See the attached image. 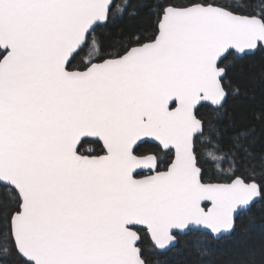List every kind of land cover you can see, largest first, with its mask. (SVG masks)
Here are the masks:
<instances>
[{"label": "snow or ice", "instance_id": "snow-or-ice-1", "mask_svg": "<svg viewBox=\"0 0 264 264\" xmlns=\"http://www.w3.org/2000/svg\"><path fill=\"white\" fill-rule=\"evenodd\" d=\"M142 13L150 32L97 35ZM257 50L264 0H0V264H159L141 228L155 255L199 231L196 264H222L221 244L264 264V65L225 63ZM255 88L238 120L229 99Z\"/></svg>", "mask_w": 264, "mask_h": 264}, {"label": "trees", "instance_id": "trees-1", "mask_svg": "<svg viewBox=\"0 0 264 264\" xmlns=\"http://www.w3.org/2000/svg\"><path fill=\"white\" fill-rule=\"evenodd\" d=\"M119 2H123V0H119ZM151 19L148 17L147 13H142L140 17L135 20H128L127 18L118 19L113 23H109L107 25H102L96 29L97 35L101 38L102 41L107 42L108 40L112 39L114 34L120 30L125 32L134 30V29H141V30H148L150 32L151 26ZM83 57L87 56V50L81 54ZM79 59L74 63H78ZM225 63L233 64L234 66L238 67L239 65L243 64L245 70H248L250 66H255L257 70L264 65V51L257 50L254 55H249L245 57L244 60H234L232 57H229ZM230 75H233V72L230 71ZM245 86L249 89L252 88L251 84L245 82ZM255 99H248L244 100L242 98L237 99H229L228 102V110L229 112L233 113L237 119L239 120L244 114H250L251 110L261 103V93L259 88H255ZM198 112L202 116H207L209 109L206 105L198 107ZM91 151L94 154H99L102 151V146L100 143L96 141L88 139V142L83 144L81 151L87 153ZM140 151L147 152V151H154L155 145L154 144H141ZM255 150L260 152L264 150V140L258 141L255 145ZM162 158L167 159L168 157L163 156ZM206 181H226V178L221 176L219 173L209 169L205 175ZM252 214L256 217V234L259 235L260 226L264 225V208L261 207V202H257V204L252 209ZM248 213H241L239 223H241L244 227H247L249 224L248 220ZM3 229V226H0V230ZM141 236L143 237L141 246L145 249L146 254L151 255L154 261H158L159 264H196V257L190 250V245L188 244L189 241L193 240L195 237L203 238L204 233L199 231H191L186 235H182L179 237V243L171 250L164 254L155 255L150 251L151 242L149 237L146 235L144 230L140 229ZM220 248L221 255L219 259L221 260L222 264H227L228 260L230 259V253L228 249L231 247L228 244H221L215 245ZM8 264H14V258H8Z\"/></svg>", "mask_w": 264, "mask_h": 264}, {"label": "flooded vegetation", "instance_id": "flooded-vegetation-1", "mask_svg": "<svg viewBox=\"0 0 264 264\" xmlns=\"http://www.w3.org/2000/svg\"><path fill=\"white\" fill-rule=\"evenodd\" d=\"M88 139H89V138H88ZM90 140H92V139H90ZM93 141H96V140H93ZM100 145H101V143H100ZM101 146H102V145H101ZM88 152H91V151L88 150ZM99 154H102V151H101ZM210 182H227V180H226V181H210ZM189 232H191V231H189ZM189 232H188V233H189ZM188 233H187V234H188Z\"/></svg>", "mask_w": 264, "mask_h": 264}, {"label": "water", "instance_id": "water-1", "mask_svg": "<svg viewBox=\"0 0 264 264\" xmlns=\"http://www.w3.org/2000/svg\"><path fill=\"white\" fill-rule=\"evenodd\" d=\"M89 139H92V140H96L95 138H89ZM102 145V144H101ZM222 183V182H221ZM149 240H150V238H149ZM151 242V241H150Z\"/></svg>", "mask_w": 264, "mask_h": 264}]
</instances>
